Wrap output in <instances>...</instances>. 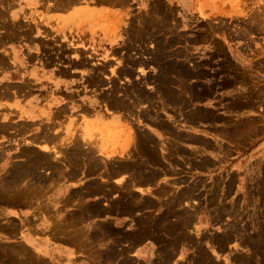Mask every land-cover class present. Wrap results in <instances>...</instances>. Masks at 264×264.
Returning a JSON list of instances; mask_svg holds the SVG:
<instances>
[{"label": "rangeland", "instance_id": "rangeland-1", "mask_svg": "<svg viewBox=\"0 0 264 264\" xmlns=\"http://www.w3.org/2000/svg\"><path fill=\"white\" fill-rule=\"evenodd\" d=\"M97 1L5 22L0 264H264V0Z\"/></svg>", "mask_w": 264, "mask_h": 264}, {"label": "crops", "instance_id": "crops-1", "mask_svg": "<svg viewBox=\"0 0 264 264\" xmlns=\"http://www.w3.org/2000/svg\"><path fill=\"white\" fill-rule=\"evenodd\" d=\"M68 2V3H67ZM101 1H97L100 3ZM84 4L79 3V0H0V55H6L8 58L1 62L0 60V85L2 83H19L23 81L25 87L32 88L35 85H30L29 83H33L36 81H40L39 83H44V75L49 74L51 77V81L46 84L38 85L37 92H25L23 93V101L25 103L24 107L27 113H31L37 108L45 106L49 103V92L50 88L53 87V90L56 92L57 87L59 86V80L56 76L57 66H46L45 72L41 74L39 72V66L37 65L38 61H35L34 58L26 60L23 65L25 66L24 70H22L19 66H12L10 57L12 56H20V55H28L34 56L29 49L20 45V38L23 35H18L17 31H12L10 29L11 25H15L17 23H26L29 22L28 17H34V20L39 23V18H42L41 24L44 20L51 21L53 24L56 22V19L61 14H68L72 12L73 9L78 10ZM67 7V8H66ZM14 14V17L11 14ZM32 19L30 20V22ZM8 22L10 27H7L6 23ZM32 23V22H31ZM33 34V33H32ZM30 36L22 37L31 38ZM9 45H12L10 47ZM34 52V51H33ZM6 64V65H5ZM18 75L20 78H13ZM35 76L37 79H32ZM31 78V80H23L22 78ZM12 86H19V84H13ZM47 86L49 88L47 89ZM44 87V88H42ZM61 89V87H60ZM18 97L14 94H11L9 101L7 103L13 104ZM1 105H4L3 100H0ZM5 102V101H4ZM82 134L85 135L86 138L90 139L87 129L82 131ZM52 135H46L45 137H40L39 142L35 143V145L41 150L46 151L44 144L49 140ZM43 139V140H42ZM43 148V149H42ZM51 150V149H47ZM106 157L110 156L109 153L104 152Z\"/></svg>", "mask_w": 264, "mask_h": 264}, {"label": "bare ground", "instance_id": "bare-ground-1", "mask_svg": "<svg viewBox=\"0 0 264 264\" xmlns=\"http://www.w3.org/2000/svg\"><path fill=\"white\" fill-rule=\"evenodd\" d=\"M68 3V2H67ZM67 8V7H66ZM48 127V126H47ZM45 132V131H44ZM43 140V139H42ZM102 162V161H101ZM106 170V169H105Z\"/></svg>", "mask_w": 264, "mask_h": 264}]
</instances>
